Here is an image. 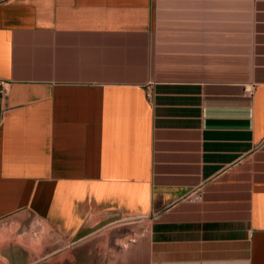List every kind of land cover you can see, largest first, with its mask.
Returning <instances> with one entry per match:
<instances>
[{
  "label": "crops",
  "instance_id": "0c3cea01",
  "mask_svg": "<svg viewBox=\"0 0 264 264\" xmlns=\"http://www.w3.org/2000/svg\"><path fill=\"white\" fill-rule=\"evenodd\" d=\"M260 47L264 0H0V264H264Z\"/></svg>",
  "mask_w": 264,
  "mask_h": 264
},
{
  "label": "rangeland",
  "instance_id": "374dc122",
  "mask_svg": "<svg viewBox=\"0 0 264 264\" xmlns=\"http://www.w3.org/2000/svg\"><path fill=\"white\" fill-rule=\"evenodd\" d=\"M260 48H261L260 52L264 54V47H260ZM256 49H258V47ZM244 90L246 91V88H244ZM251 90L249 91L251 92ZM249 91L247 90L246 92H249ZM22 223L27 226L28 228L27 234L31 237L33 242L39 243L41 236L46 233V229H43L40 223H38L37 221H35L33 218H30V217H27L26 219H24ZM21 229H22L21 226L19 227L18 224L13 223V221L11 220L0 221V230L2 231L3 230L18 231Z\"/></svg>",
  "mask_w": 264,
  "mask_h": 264
},
{
  "label": "built area",
  "instance_id": "2783aa9c",
  "mask_svg": "<svg viewBox=\"0 0 264 264\" xmlns=\"http://www.w3.org/2000/svg\"><path fill=\"white\" fill-rule=\"evenodd\" d=\"M2 83H3V82H2ZM245 88H246V90H248V91L252 89L251 86H249V87L246 86Z\"/></svg>",
  "mask_w": 264,
  "mask_h": 264
},
{
  "label": "bare ground",
  "instance_id": "6f19581e",
  "mask_svg": "<svg viewBox=\"0 0 264 264\" xmlns=\"http://www.w3.org/2000/svg\"><path fill=\"white\" fill-rule=\"evenodd\" d=\"M247 91V90H246Z\"/></svg>",
  "mask_w": 264,
  "mask_h": 264
}]
</instances>
